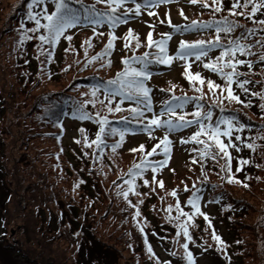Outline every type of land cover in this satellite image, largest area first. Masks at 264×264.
Returning a JSON list of instances; mask_svg holds the SVG:
<instances>
[{"label": "rangeland", "instance_id": "obj_1", "mask_svg": "<svg viewBox=\"0 0 264 264\" xmlns=\"http://www.w3.org/2000/svg\"><path fill=\"white\" fill-rule=\"evenodd\" d=\"M21 1L22 0H0V26L8 19V17L13 13L14 8L21 3ZM202 1L203 0H198L196 4L191 3L190 0H174V2L171 3H162L156 9L147 10L141 17L138 18V20L133 22L129 28H132L137 32L136 36L139 37V42L141 43L143 42V39L146 38L145 36L147 35L148 30L151 29L156 33L154 37L166 30L159 23L161 20L165 21L167 16L171 17L170 20L175 25H182L184 21H187L185 17H187L189 21H193V18L195 19V17H199L198 12L201 11L203 12L202 14L205 15L206 13L204 14V12H211L215 9V4L212 3V0H207L208 7H204V2ZM136 2L139 3V0ZM128 7L131 9L135 8L134 6ZM162 9L168 12L164 14V10ZM142 10L145 11L144 8H142ZM148 11L155 12L156 15L150 16L148 15ZM181 12L183 15H181ZM16 25L19 26L20 24L17 22ZM34 25L35 24L33 22H30L26 24L27 27L21 29L24 32L26 31L25 33L32 35L33 38L29 42L24 41L23 44L19 43V48L21 46L22 48L27 47L31 53L34 52L33 46L35 41H38L37 38L35 39L37 32L34 33L29 31L30 29L35 28ZM149 25H153L154 29L150 28ZM175 31L176 30H172L167 33H170L172 36V33ZM78 32L80 33L78 34ZM81 32L82 31L76 28L72 30V32L67 33L66 35L72 36V41L69 43V41L61 38L57 51L62 53L63 50L65 51L71 47H75L76 45L79 47L77 52L87 51V43L85 42L90 35L88 33L85 34ZM118 36L120 37L122 35ZM178 36H180L181 39L191 38L194 34H191V32L186 33L184 30L179 32L176 31L175 37L172 39L170 49L175 47ZM209 38L210 40H214L216 38V34L209 33ZM196 39L202 40L198 37L193 40ZM118 47L122 48L120 45H118ZM19 48L16 49L13 32L6 34V36L0 41V62L6 70V72L0 75L1 120L4 119L3 100H6V103L10 106V112L7 116H5L6 120H3V128L2 121L0 120L1 155L2 159L6 163V169L10 172L7 177H4L5 181L1 180V182L3 181V184H0V264H75L74 260L77 258L79 252L76 248L78 243H71L74 240L73 238L76 237L72 236L71 233L80 235L77 231L79 227L82 228V226H91L92 222V218L84 210L85 206L83 204H73L72 206H68V203H70L68 200H65V198L61 200V206L66 208L65 212L67 211V214L64 213L63 216H68L63 219L65 221V225L63 227L64 230L59 232L58 238L60 239H58L53 232V228L57 226L55 223L56 220L52 218L55 214H53L51 218L49 214L50 210L58 213V206L48 202L46 204H48L49 208H47L48 206H44L45 203L43 204L40 200L41 197L47 196V193L50 192L51 189L39 190L38 208L41 204L42 207L40 212L38 211L39 215H37L36 212L34 216V207L30 206L29 208L24 209L23 205H19L17 203V198L12 197V200L10 201V191L7 190V187H13L10 180L15 183L16 179L23 178L24 181L26 180L25 182H29V179L34 182H38L40 180L39 175H43L45 177L48 176L50 180L58 185V187L68 186L69 188L70 186L68 184L63 183L65 173L60 165L57 164L59 158L57 156H52L50 152L58 151V148L65 146L75 148L72 146L73 139L81 136V128L79 129L80 123H78L79 121L71 118H67L64 121L66 132L63 136V143L56 144V142L48 139L46 135L38 136L32 134L34 130H42V126L37 129L35 125L37 122L34 115L28 116L31 114L33 96L43 92L58 91L62 89L66 86L67 81L71 78V75L59 74L58 79H51V77L46 76L48 73H43L36 88H28L29 94L25 96L24 90H21L20 85L26 84V81L22 76L9 74V69L13 67L15 59L17 58V55L15 56L16 52H21V49ZM11 49H13V55L8 54ZM139 49L140 48H135V45L132 44V48L120 50V52L122 55L125 54L126 56H130L137 53ZM218 50L219 48H216L212 53L208 54L207 57H203L202 62L196 61L194 57L189 58L187 61V63L191 64V66H195L197 68V72L205 79L206 82L209 79L213 81H216L217 79L222 81L215 73L208 71V69L203 67V63L210 62L214 57L216 58L219 56L220 52H218ZM176 52L177 48H175V51L173 50L172 55H175ZM117 56L118 51L115 53V57ZM64 57V63L71 64V56L65 54ZM184 64L185 61L182 60L173 61L166 78L160 80L159 84H163L164 87H167L182 80L184 77ZM19 66L21 67V65ZM216 83L223 84V82ZM253 87L255 91H262L264 93V82L254 84ZM93 100H95V106H93V104L92 106L98 107L99 110H102V112L104 111V115H107V107H104L101 104V101H103L102 97H95ZM108 103L109 101L103 102L104 105H107ZM241 105L242 104H233L232 106L239 108ZM185 110V108L177 109V113L182 114ZM149 113L150 119L154 116V114H157L154 111ZM109 114L115 115L117 113L113 112ZM162 119L167 120L169 117L163 116ZM244 131L247 132V126H244ZM250 131L253 136L248 138L254 140L253 144L255 143L257 152L251 153L252 155L247 153L249 158H245V160H248L249 163L248 166L244 165L246 166L244 170L237 171L239 160H244L242 153H239L236 149H229L233 156L232 173L237 180L242 181L243 184H247L248 187H243L242 184H230L227 182V179L224 177L220 168V165L224 163L223 160H221L219 164H216L210 159L201 162L199 160L198 153L192 151V149L202 146L193 144L191 148H189L188 143H181V140L190 137L194 133V130L185 131V128L170 134L167 133L169 139L172 141L171 160H169L168 164L162 169V177H160V179L164 178L167 181L171 180L175 181L176 184H181L182 178H187L188 174L196 176L200 171L198 166L200 165L201 167L204 165L202 168L207 170L209 175L208 178L211 179V183L216 184V188L211 190L212 192L207 193V197L203 200L204 205L202 209L203 213L210 216L215 233L220 237V235L222 236V234H228L233 230L232 235H235L236 232L235 229H233V224L235 223L234 221L238 218H244L247 225L243 230L244 232L242 235L246 238V243L244 245L248 248V250H242L247 254L241 252V255L242 257H247L249 264H264V127L250 129ZM21 135H24L23 139L21 138ZM238 135L242 137V133L240 131L238 132ZM244 135L247 136L246 133H244ZM148 139L149 135L144 132L143 129L135 132H126L120 152L114 155H108L109 159L107 160V164L111 165V167L106 168L105 184L110 183L111 180L117 177L120 169H124L126 165H129L132 158H134L133 156H130L132 155L130 150L138 148L140 145L146 146V140ZM234 140H236L235 136L233 137V141ZM224 141L225 143H228V141ZM239 145L245 149L244 146L241 144ZM258 148L259 150L261 149V151H258ZM135 155L136 160H140V157L143 154L136 152ZM193 159H196L197 163H192ZM114 164H119L120 166L118 167ZM225 175L227 176V174ZM195 182H197V180H195ZM175 183H173L172 186H174ZM169 189V187L161 189L159 184L145 185L144 181H141V183L136 187V191L139 192L140 195H134L132 198H129L134 201V204L141 206V210L144 206L146 207L145 210H143V213L146 214V220L140 219V221L149 232L146 247L147 252L142 251V258L138 264H187L186 258L182 261V258L173 255L177 249H183L184 251L185 249L181 247L183 244L182 237L171 232L166 224L167 219L165 211L170 205L172 207L175 206L177 202L168 198V196H170ZM155 190L157 198L156 200L151 201V198L153 197L152 193H154ZM222 190H224L225 193L229 192V195L233 198H240L241 200L244 199L251 207L246 211L237 210L236 208L230 209L228 206H220L217 201H212L215 194L221 193ZM75 197L79 199L78 192L75 193ZM80 197L82 199V194ZM153 206H159V209L157 211H152L150 209V211L149 208ZM89 207L93 212H96L99 209L96 204L93 206L90 205ZM44 217L46 220L50 218L48 228L43 225ZM198 218L203 221L202 216H198ZM85 220L86 222H84ZM193 225L191 227L194 228V233L199 241L189 243L188 251L192 253L195 264H220L218 259L215 258L214 262L212 257L208 254L210 252L215 254V250L219 249V247L214 246L215 250H208V245L210 244L204 243L203 240L201 241L200 239L201 237H204L206 229L199 224L198 220H195ZM36 229L39 232H34ZM96 232L102 234V239L110 242L109 235L111 230L108 229V227L106 228L105 225H103L98 228ZM114 236L115 235H112L111 237L113 238ZM44 238H53L54 241L50 239L51 243L49 241V243H47ZM85 238L86 236L82 235L81 242L84 241ZM43 240L45 244L42 245ZM177 241H179V243H177ZM68 243L71 245L69 246ZM8 245H14L15 247L6 248L5 246ZM136 245H139L138 247L140 252L143 249L140 242ZM149 246H151L152 253H154V255L149 253ZM227 247L230 248L229 246ZM95 248L96 246H93V250H96ZM234 249L235 248L233 247V250ZM94 255H97L99 260L105 257L106 259H104V262L106 261L108 264H130L127 252H122L121 257L119 258H115L114 256L112 257L109 253L108 256L97 252L94 253Z\"/></svg>", "mask_w": 264, "mask_h": 264}, {"label": "trees", "instance_id": "obj_2", "mask_svg": "<svg viewBox=\"0 0 264 264\" xmlns=\"http://www.w3.org/2000/svg\"><path fill=\"white\" fill-rule=\"evenodd\" d=\"M46 1L54 4L53 9H50L49 4L46 3L40 4L34 9V11L43 12L45 8L50 11L55 10V0ZM66 2L68 3L69 7L72 8L74 13H79L81 11L77 10V8L79 7V2H86V0H66ZM32 3L33 0H22L21 3H19L14 8L13 13L0 26V41L6 36V34L13 32V37L15 38L17 49L19 48V43L24 35L32 37V35H30L29 33H25L26 31L24 32L21 30L22 28L27 27L26 24L33 22L29 19V13L33 10L31 8ZM231 4L232 1L222 2L223 10L220 12H215L213 10V13L210 15L209 19H212V21H218L227 17L228 20L235 21L240 25V27H237L233 32V35L229 36L225 35L224 33L220 34L221 41L225 45L228 43V41L239 38L241 34L246 31V29H255L254 34L250 35L246 40L242 41L243 43L252 46L251 53L253 54L247 56L238 55V57H241L242 60H248L252 62L251 68L247 67V65H243V70L238 68V71L247 73L244 78L243 76H241L240 80L243 81L246 79L252 83V86H254V84H259L260 81L264 82V60H261V56L264 55V47H261V44L264 43V26L254 24L251 20L246 19L243 16L230 15L229 13ZM236 11L239 12L242 11V9H237ZM254 19H264V13H257ZM17 22L20 24L19 26L16 25ZM34 27H36V25H34ZM41 30L40 32H37L35 39L41 34H46L44 30ZM89 38H87V41L90 40ZM30 40H26V42H29ZM90 41L92 43V47L89 48L87 45L88 50L82 52H77L79 50L78 45H76L75 47H71L65 51L63 50L62 53L57 51V45L54 47L51 45H43L42 47L45 52L51 49L53 53L51 57H46L40 54L41 44L39 40L35 41V44L33 46V53H31L29 49H27V47L22 48V46L19 48L21 49V52H16L15 56L17 55V58L15 59L13 67L9 69V74L22 76L26 81V84L20 85L21 90H24L25 96L29 94L28 88H36L43 73H48L46 76L51 77V79H58L59 74L71 75V78L67 81L66 86L62 89L58 91L43 92L35 94L33 96L31 114H29L28 116L34 115L37 122V124H35L37 129L42 126V130H34L32 132L33 135H46L48 139L56 142V144L63 143V137H61L63 131L60 127V124L67 114H72L85 123V125H83L81 129L84 130V133L87 135L89 142L95 139L99 130L98 125L94 119L80 118L83 114L79 110L80 106L83 105V111L87 112L94 118L96 117L97 112L100 113L101 117L105 116L104 111L102 112V110H99L98 107H93L92 103H89V101H93V98L95 97H102L103 102L105 101L106 96L103 97L101 89L105 87L109 81L116 79H110L115 77V75L112 73L113 69L116 68L117 70H119L121 67L119 65L113 66L112 63L111 66H108L107 62L110 59V56L104 57V59L102 60L93 61V57H97L103 53L106 47V41L105 38L101 37H98L96 40L92 39ZM8 54L13 55V49H11ZM65 54L71 56V64L64 63ZM19 65H21V67ZM4 72H6V70L0 62V75ZM249 84L246 85L249 90L248 93H241L240 89L237 88V86L233 88V91L236 95H239L240 100L243 101V103L233 102L234 104L242 105L239 108L232 107V109H234V111L237 113V116L241 121L240 123L245 127L247 126V129H257L264 127V108H262L261 105H257L258 103H254V99L250 94V90L253 93H255V90L254 87H249ZM94 91L96 93L95 97H93L92 95ZM3 103V120H6L5 116H7L10 112V106L6 103V100H3ZM227 103L229 102L227 100H224L222 104ZM246 104H250L251 106L245 107ZM122 113L126 114L128 113V111H124L123 109L122 111L117 112V115ZM115 117H108L109 130L111 128H114V126L116 125V122L114 120ZM3 120H1L2 128L4 127ZM80 134L81 136H79L78 138H74L72 146H74L75 148L71 146H65L58 148V151L50 152L52 156H57L59 158L57 164L60 165L65 173L63 183L68 184L70 186L69 188L68 186L58 187V185L50 180L48 176L45 177L43 175H39L40 180L38 182H34L30 179L29 182H25L26 180L24 181L23 178H18L16 179L15 183L10 180V182L13 184L12 188L7 187V190L10 191V201L12 200V197L17 198V203L19 205H23L24 209L29 208L30 206L36 209H34L33 211V216L36 214V212L37 215H39L38 211L40 212L42 204L38 208V192L41 189H51L50 192L47 193V196L41 197L40 200L43 202V204L45 203L44 206H48V204H46L48 202L56 204L58 206V213L52 210L49 211L50 218L53 214H55V216L52 218L56 220L55 223L57 224V226L53 228V232L55 233L57 238L59 236V232H61V230H64L63 227L65 225V221L63 219L68 216H63L64 213L67 214V211L65 212L66 208H63L61 206V200L63 198H65V200H68L70 202L68 203V206H72L73 204H83L85 206L84 210L92 218V222L91 226H82V228H79L80 230L78 229L81 233V236L84 235L86 236V238L81 242L79 246L80 254H78L77 258L74 260L75 264H108L106 261L104 262V259H106L105 257L99 260L97 258V255H94V253L96 252L103 253L105 256H108L109 253L112 257L114 256L115 258L121 257L122 252H127L129 255V263L137 264L140 257L142 256V250L138 252L139 247L136 248L135 245L138 242H140L141 244L142 235L140 229L136 225L135 219L133 218L134 207L132 205H135L134 201L129 199L132 198L135 194L130 192L127 200L122 195L124 191L128 190L129 186L125 184L124 181L130 179V176L128 174L130 170L134 168V165L137 164V160L135 158L136 155L135 153H132V155L130 156H133L134 158H132L129 165H126L124 169H120L117 177L111 180L110 183L105 184L104 182L106 168L111 167V165L107 164V160L109 159L108 155H114L120 152L119 148L115 153H113L111 148V146L119 140V136H107L106 143L108 146L104 148L103 152L101 153L96 150L95 145H93V147L91 148L85 147L83 135L81 132ZM21 138L23 139L24 135H21ZM78 140L80 141V143L76 142ZM233 143L237 144L240 149L239 153H242V157L245 160V156L243 154L245 149H243L237 141H233ZM248 151H257V148L255 146L254 150L249 148ZM258 151H261V149L259 150L258 148ZM1 152L2 151L0 149V184H3V181L1 182V180L5 181L4 177H7L10 172L6 169V163L2 159ZM97 157H99V159H97ZM114 165L118 167L120 166L119 164ZM202 166H198V168H200V171L196 176L188 174L187 178H182L181 184H176L175 181L171 180L167 181L164 178H161L158 181H163V188L169 187L172 190L175 188H180L181 194H188L190 190L197 191L198 184H195V180H201V182L207 184L209 191L215 189L216 184L211 183L210 179L207 178L206 174H208V172L207 170H204ZM173 183H175L174 186H172ZM135 184L137 185L136 181ZM77 185H79V187H77ZM185 187H187L189 191L185 192ZM77 192L79 193V199L75 197V193ZM155 193L156 190L154 191V193H152L153 197L151 198V201L156 200L157 197ZM81 194L82 199L80 197ZM216 198L220 199L219 205L223 207L231 205L236 207L237 210L244 211L251 207L250 204L244 199L241 200L240 198H233L231 197V195H229V192L225 193L224 190H222L219 194H215L213 200H215ZM172 200L175 201L176 199L172 198ZM129 201H131V204L129 203ZM94 204L98 205L99 207L98 211L96 212H93L89 207L90 205L93 206ZM47 208H49V206ZM145 208L146 207L144 206L141 212H143ZM150 209L152 211H157L159 209V206H153L149 208V210ZM144 215L146 217L145 213ZM194 217L196 218L195 220H198L199 224H201L202 227L206 229L204 232L205 235L204 237H202V240L203 242L210 244L208 245V250H215L214 246H217V244L214 242L208 227L206 226L204 221L198 218L197 215H195ZM50 218L46 220L44 217L43 219V225H45L46 228L49 227ZM180 218H182V220L185 219L184 216H181ZM84 222H86V220ZM234 222L235 223L233 224V229H235V235H232L233 230L228 234H222V236L219 234L222 238L221 240L224 242L226 251L228 252H226L225 254V252H223L222 250L220 252H217L215 250L217 255L212 252L208 253L212 257L214 262L216 258L219 260L220 264H249L247 261V257H242L241 255V252L248 250V248L244 245L246 243V238L242 235V233L244 232L243 230L247 225L246 220L244 218H238ZM172 223V227L177 229L178 223L173 222V220ZM103 225L111 230L109 235L110 242L102 239L103 237L98 235V232H96L98 228L102 227ZM169 229H171V227H169ZM35 231L39 232L37 229L34 230V232ZM71 234L72 236H74L73 233ZM193 234L191 235L192 239L195 238V234ZM112 235L115 236L112 238ZM44 239L47 243H51L50 239L54 241L53 238ZM78 240V237H76L71 243L74 244V242ZM43 244H45L44 240L42 241V245ZM68 245L70 246L71 244L68 243ZM93 246H96V250H93ZM141 246L144 248L142 244ZM218 246L223 247V245L220 244ZM227 246H229L230 248H228ZM5 247L14 248L15 246L8 245ZM233 247L235 248L234 250ZM243 253L247 254L246 252Z\"/></svg>", "mask_w": 264, "mask_h": 264}, {"label": "snow or ice", "instance_id": "obj_3", "mask_svg": "<svg viewBox=\"0 0 264 264\" xmlns=\"http://www.w3.org/2000/svg\"><path fill=\"white\" fill-rule=\"evenodd\" d=\"M128 2L134 3L135 8H125L124 6ZM171 2H174V0H144L143 4L136 2V0H95L96 4L104 3L108 10L106 12H101L93 5L91 8L85 9V11L88 13L86 19H88L90 23L99 26H103V24L107 23L113 29V31L109 33V40L103 53L97 57H93V61L102 60L104 57L110 56L111 52L115 49V41L119 39L115 35L114 30L120 24L127 22L125 18L129 15V13H134L136 16H139L141 14L142 7L147 10L149 6L157 7L159 4ZM190 2L196 4L198 0H190ZM41 3H43V0H33L31 5L33 10L29 13V19L35 23L36 27L30 29L29 31L35 33L40 32L41 29L44 30L46 34H41L37 37L41 44L40 54L46 57H51L53 55L51 49L45 52L42 46L51 45L54 47L59 44L61 38L69 41L70 43L72 41V36L66 35V32L68 29L77 26V24L80 22V17L73 12L66 0H55V11L52 13H49L46 8L43 10V12L34 11V9ZM212 3L217 5L214 9L215 12H220L223 10L222 0H212ZM203 6L208 7L207 0H204ZM121 8H124V11L120 14H117L118 10ZM237 9H242V11L237 12ZM257 13H264V0H232L229 13L230 15L243 16L246 19L251 20L254 24L264 26V19H254ZM148 15L153 16L156 15V13L148 11ZM181 15H183L182 12ZM185 19H187V17H185ZM42 20L46 21V23H42ZM160 23L163 24L165 21L161 20ZM167 23L169 26L175 27V30L178 32L182 30L195 31L197 29H212L216 33V38L210 41L199 40L194 43L181 40L179 41V48L176 54L169 55L168 42L172 39L171 34L166 33L163 34L164 38L153 40L152 33L149 32L147 34V44L145 46L153 51L145 52L139 57L133 56L131 58L124 59L122 61V63L125 65L124 71L119 73L116 79L108 82L110 87L105 91L106 98L109 99V103L104 105L103 101H101V104L104 107H107L108 113L120 112L123 110L119 104L115 108L111 106L112 100L110 98L119 96L121 97L120 103H123V100H129L135 101L138 105H142L143 107L138 106L136 108L129 109V111L131 113L132 120H135L138 123L144 120L145 113L151 112L153 107L150 90L146 87L145 83L148 79H150V73L147 70L149 65L152 63H157L171 67L173 61L177 60L185 61V64L183 65L185 68L184 76L189 81V83L192 84L193 87H195L196 83L200 85L199 88L195 89L196 91L201 92V96L197 97V100L203 98V87L205 83H207L209 92H211L215 98V104L213 105L214 107L222 104L224 100H227L229 103H243V101L240 100L239 95H236L233 91V85L235 84L237 88H239L244 93H248L249 91L246 85L251 82L246 79L243 81L240 80V77L246 76L247 73L238 71V68L240 65H247V67L251 68L252 62L248 60H240L238 59V55L247 56L253 54L251 53L252 46L243 43L242 41L254 34L255 29H246V31L242 33L239 38L230 40L225 45L221 42L220 34H231L236 30L237 27H240L238 23L228 20L227 17L222 20L205 23L193 21L191 25H185L183 27L173 26L170 19L167 21ZM149 27L154 29L153 25H149ZM102 34L103 33H100V35ZM32 38L33 37L31 36L24 35L20 43L23 44L24 41L30 40ZM123 39L124 48H132V43H130V40L135 41V48L138 49L142 46L139 42V37L134 35L131 29H129L128 33ZM85 43H87L89 48L92 47L90 40L86 41ZM261 47H264V43L261 44ZM216 48L220 49V55L216 57L215 60H212L208 63H203V67L218 75L223 81V84H218L210 79L206 82L199 73H191V64L187 63L190 57H194L196 61L202 62V58L208 56V51L210 49ZM261 60H264V55L261 56ZM107 63L108 66H111L110 59ZM134 65H141L142 67L138 69L134 67ZM216 90H219V96H217ZM92 95L95 97V91L92 93ZM253 95H258L261 97V99H264V93H253ZM221 97L223 99H221ZM187 99L191 98L176 97L173 95L172 98L164 104L163 111L154 114L151 119H148L146 123L143 124V131L148 133L150 139H153L155 137L152 136V133L156 129H164L170 134L180 129L195 126L196 131L190 137L181 140V143H193L197 146H202L192 149V151L198 153L199 160L201 162L210 159L216 164H219L220 161L223 160L224 163L220 165V168L222 172L227 174V182L230 184H242L243 187H248L247 184H243L242 181L237 180L232 173L233 156L229 151L230 148L236 149L237 151L240 150L237 144L233 143V134L234 132L243 131L244 126H237L233 119L226 117H222L219 120L212 122V111L209 110L204 112L203 106L200 104L196 105L197 110L195 112L189 114H178L177 109H183ZM89 103H92L93 106H95V100L89 101ZM250 106V104L245 105V107ZM261 107L264 108V105H261ZM83 109L84 106L81 105L79 110L83 114L80 118L94 119L99 129L95 139L91 142H89L84 130H81L85 147L91 148L93 145H95L96 150L102 153L104 148L108 146L106 143V137L118 135L119 140L111 146L112 152L115 153L117 149L121 148L127 130L119 131L115 128H111L109 130V120L106 115L101 117L100 113L97 112L96 117L94 118L87 112H84ZM223 110L224 109L221 108V111ZM165 115H167L169 119H161V117ZM186 115H191L193 119H187ZM124 120L128 122V117H125ZM222 138H227L228 143H225L224 139ZM235 139L240 140L241 137L235 136ZM76 142L80 143L79 140ZM171 147L172 141L169 139L168 135H165L162 139H160L159 143H156L152 147L150 151H146L144 145H140L138 148H133L130 150L132 153L139 152L143 154V159L141 163L135 164L134 168L130 170L128 174L130 179L124 181V183L129 186L128 190L122 193L126 200L128 199L130 192L135 195H140V193L136 191L137 185L135 184V180L138 176H142V174L149 168L151 169V172L155 174L168 164V161L171 158ZM245 147L253 150L255 149V145L253 144H246ZM158 149L159 151H157ZM156 155H163L164 159L159 161L148 160V157ZM97 159H99V157H97ZM192 163H197V160L193 159ZM248 163V160H239V167L237 171L243 170V166L247 165ZM153 180L154 182L158 183L161 188H163V181H155V177H153ZM144 184L147 185L148 181L145 180ZM77 187H79V185H77ZM185 190H188L187 187H185ZM170 194L173 197H176L177 195L175 191L171 192ZM199 200L200 197L194 194L193 198L189 199L187 202L191 208L195 210L194 214L184 212L183 209L180 208L179 202H177L175 210L178 213V216L175 218L169 216L170 220H179L180 216L187 217L185 221H182L177 225V227L180 229V232H178L177 235L179 236L182 234L187 240V242L181 245V247L185 249L187 264H195L192 253L188 251L189 243L193 242L189 232V222L194 220L195 215H200L203 216L204 220L208 222L209 227H211V221L209 220V217L200 211ZM129 203L131 204V201H129ZM132 206L136 207L135 205ZM166 211L171 213L173 211V207L170 205ZM139 215L140 212L137 209L136 216L139 217ZM141 231H143L142 228ZM211 235L218 244H224L221 238L216 235L214 229ZM177 243H179V241H177ZM148 251L149 253H152L151 246H149ZM174 254L175 253H173V255ZM152 255H154V253H152Z\"/></svg>", "mask_w": 264, "mask_h": 264}]
</instances>
